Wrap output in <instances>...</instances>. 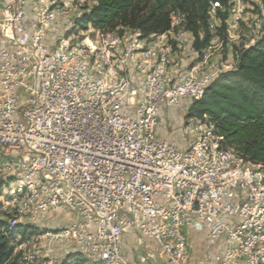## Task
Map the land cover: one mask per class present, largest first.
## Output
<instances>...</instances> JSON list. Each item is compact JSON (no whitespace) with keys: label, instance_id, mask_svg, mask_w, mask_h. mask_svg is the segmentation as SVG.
I'll list each match as a JSON object with an SVG mask.
<instances>
[{"label":"built area","instance_id":"1","mask_svg":"<svg viewBox=\"0 0 264 264\" xmlns=\"http://www.w3.org/2000/svg\"><path fill=\"white\" fill-rule=\"evenodd\" d=\"M97 1L0 0V218L10 228L66 220L18 235L19 263L143 264L123 252L131 233L166 264H210L212 252L193 257L191 234L219 264H264V165L226 146L207 116L188 126L196 138L186 145L159 134L164 108L191 105L237 65L238 50L233 62L218 55L241 38L245 0L210 2L200 56L179 11L163 34L95 29L81 40L75 20ZM255 3L244 47L264 35V1ZM60 25L69 33L52 41Z\"/></svg>","mask_w":264,"mask_h":264},{"label":"trees","instance_id":"2","mask_svg":"<svg viewBox=\"0 0 264 264\" xmlns=\"http://www.w3.org/2000/svg\"><path fill=\"white\" fill-rule=\"evenodd\" d=\"M212 0H98L75 20L82 29L93 25L104 32L138 30L142 36L163 34L172 28V13L187 18L186 28L193 36V47L200 56L209 44L212 30L209 6ZM227 5L228 0H219ZM224 31L226 12H220ZM233 69L221 72L204 95L189 105L187 117L202 121L207 116L226 146L238 150L246 159L264 165V35L249 47L237 48ZM1 187V185H0ZM39 231L31 225L10 228L0 218V264H20L15 253L18 235L24 241ZM71 258V257H70ZM78 264H84L81 256Z\"/></svg>","mask_w":264,"mask_h":264},{"label":"rangeland","instance_id":"3","mask_svg":"<svg viewBox=\"0 0 264 264\" xmlns=\"http://www.w3.org/2000/svg\"><path fill=\"white\" fill-rule=\"evenodd\" d=\"M91 1V0H88ZM264 1V0H262ZM256 0H245L244 1V9H243V14H244V20L240 21V35L241 38L234 43L227 42L225 40L224 47L221 50L220 54L218 55V59L220 61H228V62H233L235 59V52L237 48L243 47V45L248 42L250 38V26L253 24V21L255 20L256 16L259 17V11L256 8ZM92 3H88L85 8H88L91 6ZM253 15V17H251ZM93 25H89L87 28L82 29L81 27H77L75 30L76 34H79L80 39L86 38V34L91 35V37H94L97 33V30ZM89 31V32H88ZM133 31L131 29H124L123 30V35L130 34ZM69 31L67 30L66 27L63 25L57 26L54 30L51 31V38L52 41L57 40L60 36H63L64 34H68ZM109 33V32H108ZM112 34H118L121 35L119 31H112ZM188 45H190V39L189 35H185ZM190 53V51H189ZM197 60V57L195 54H189L187 61H186V67L190 66L189 64H192V62H195ZM188 108H189V103H185L182 106H173V107H168L164 114H163V121L161 124V129H162V136L167 139H172L176 140L180 145H186L188 142L191 140H194L196 136H194L192 133L190 134L189 132L186 133V129L188 126L191 124V122H196L193 119H189L187 117L188 113ZM7 193V186L3 188V195ZM51 220V219H50ZM66 225V220H60L56 218L52 222H49L47 224H36L34 226L38 227L39 230H50V229H56L61 226ZM40 263L42 264H47L45 263V260H41ZM54 264H61V257H56Z\"/></svg>","mask_w":264,"mask_h":264},{"label":"crops","instance_id":"4","mask_svg":"<svg viewBox=\"0 0 264 264\" xmlns=\"http://www.w3.org/2000/svg\"><path fill=\"white\" fill-rule=\"evenodd\" d=\"M253 17V15L251 16ZM189 39L192 40V36ZM162 110L164 114L165 110ZM162 129L160 127L159 134L163 137ZM191 243H192V253L193 257L205 258L208 257L210 252H212V257L210 264H219L220 255L218 254L217 249L208 244L203 236V234H191ZM213 250V251H212ZM123 252L143 264H166L165 258L155 247L154 243L151 241H146L141 237L136 236L135 234L125 233L123 237Z\"/></svg>","mask_w":264,"mask_h":264}]
</instances>
